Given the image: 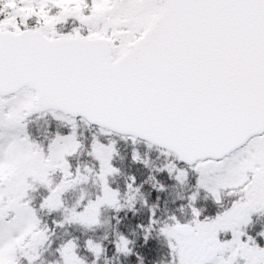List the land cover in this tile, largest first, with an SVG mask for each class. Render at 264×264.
Masks as SVG:
<instances>
[{"label":"snow or ice","instance_id":"snow-or-ice-1","mask_svg":"<svg viewBox=\"0 0 264 264\" xmlns=\"http://www.w3.org/2000/svg\"><path fill=\"white\" fill-rule=\"evenodd\" d=\"M0 264H264V0H0Z\"/></svg>","mask_w":264,"mask_h":264}]
</instances>
